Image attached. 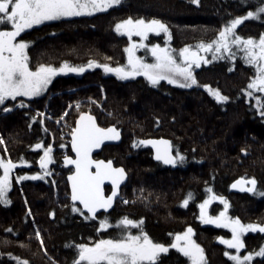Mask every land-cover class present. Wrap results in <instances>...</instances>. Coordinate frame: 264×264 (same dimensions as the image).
Masks as SVG:
<instances>
[{
  "label": "trees",
  "instance_id": "16d2710c",
  "mask_svg": "<svg viewBox=\"0 0 264 264\" xmlns=\"http://www.w3.org/2000/svg\"><path fill=\"white\" fill-rule=\"evenodd\" d=\"M261 4L264 0H200L198 4L191 0H121L105 11L44 22L25 30L19 39L32 42L27 52L33 68L40 63L57 67L63 61L80 66L89 60L112 67L127 65L129 38L117 33L115 25L129 17L163 21L170 33L167 44L174 53L188 46L199 50L209 62L202 60L193 68L199 86L191 88L166 80L153 86L141 75L119 79L114 73L92 67L78 74H57L38 97H18L0 105V137L5 141L0 144V157L16 164L8 190L11 202H0V264H17L15 256L30 264H73L75 245L118 238L122 230L116 226L117 221L124 216L143 221L142 226H132L128 231L135 234L142 228L154 242L169 245L188 217L196 215V203L213 194L226 199L231 213L252 219L254 215V223L264 224V196L230 190L236 178L255 177L258 190L264 191V117L255 98L264 99V93L253 90V96L246 94L255 72L246 63L242 45H232V55L199 47L201 42L217 39L218 32L235 17L255 11ZM234 31L257 40L264 33V15L261 19H245ZM160 36L150 35L145 43L150 45ZM144 52L139 51L141 55ZM205 84L220 89L229 100L217 102L202 87ZM20 100L25 107L19 106ZM4 107L12 110L5 113ZM87 109L100 126L115 125L120 130L121 143L105 146L97 157L122 166L128 177L111 211L100 213V218L107 215L112 225L101 232L96 231L98 219L86 220L72 211L65 179L70 169L60 166L63 151L70 154L67 140L71 129L65 137L61 132L73 126L80 112ZM44 111L50 115L47 119L37 115ZM32 116L37 119L33 121ZM147 137L169 138L172 152L179 150L185 162L167 167L153 159L145 144L133 147V141L138 143ZM38 142L54 147L47 167L56 170L51 178L39 171L38 158L43 149L31 147ZM36 173L44 178L31 179ZM20 174L28 178L17 180ZM105 189L110 191L109 187ZM189 193L191 198L185 205ZM9 228L12 232L6 231ZM37 230L43 248L35 235ZM156 264L185 261L173 248L161 253Z\"/></svg>",
  "mask_w": 264,
  "mask_h": 264
},
{
  "label": "snow or ice",
  "instance_id": "6c2138e0",
  "mask_svg": "<svg viewBox=\"0 0 264 264\" xmlns=\"http://www.w3.org/2000/svg\"><path fill=\"white\" fill-rule=\"evenodd\" d=\"M193 4H198L200 0H191ZM121 0H0V105L6 102L16 101L18 97H38L52 82L53 77L59 73H82L85 68L100 67L106 73H114L119 79H128L143 75L153 86L159 85L160 81L166 80L169 84H175L182 88H191L198 85V81L193 73L192 64L199 67L200 61L208 63L204 57L198 56L196 52H191L188 46L179 50V56L186 63L178 61L176 55L167 46L161 47L159 44L148 45L143 43L148 33L163 32L169 34V28L166 23L159 19L145 20L144 18L133 19L131 17L119 21L115 25L117 33H126L129 38L135 33L143 39L139 43L132 42L125 52L128 54L127 65H118L112 67L108 63L100 64L95 60H89L86 65L73 66L68 61H63L59 67L52 64L40 63L35 68L30 66V58L27 49L32 43L23 38L17 39L34 25H40L45 21L57 20L63 17H74L80 15H91L95 12L105 11L113 5H118ZM264 15V4H261L255 11H247L245 16H237L227 23L222 30L218 32L217 39L210 42H201L199 47L204 51L214 48L217 53L227 52L232 55V45H242L246 57V63L254 66L255 75L247 85V95L253 96V90L264 93V33L259 39L249 36L244 38L234 31L237 25L241 24L247 18L261 19ZM11 26L10 28L8 26ZM137 46L145 48L151 52L155 58L153 63L144 62L142 57L137 56ZM217 57L213 55V59ZM108 59H111L110 57ZM199 86V85H198ZM203 88L207 89L217 102L229 100L227 95H223L218 88H212L205 84ZM258 110L264 117V99L256 96ZM15 106V105H13ZM20 107H25L23 100L19 101ZM79 108V102H77ZM10 107H4L5 113L11 111ZM37 115L44 116V113L38 112ZM37 116H32L35 121ZM43 123V120L40 121ZM31 127V125H29ZM47 131V129H45ZM72 150L75 152V158L64 156L66 164L75 166V171L68 176L71 185L72 211L79 212L84 218L98 219L97 232L107 230L112 225L109 217L103 215L100 218L99 210L107 212L112 208L114 198L118 195L120 184L126 178V170L123 167L114 166L111 159L100 160L92 158L93 149H98L105 141H115L120 139V130L115 126L100 127L96 118L89 112H81L75 122V127L71 132ZM3 137H0V144H4ZM139 144H151L156 149L155 159L165 165L183 164L186 157L177 150L172 152V144L168 140H141L133 141V147ZM36 149H43V155L40 157V166L45 170L46 175L51 173L47 171L48 164L52 161V145L44 146L42 142L32 145ZM64 147V145H60ZM5 151L7 149L5 148ZM246 153V149H241ZM22 163H27L23 161ZM16 164L10 159L0 157V169H3V175L0 176V202L10 203L8 199V190L11 187L10 173ZM27 176H17V180L27 179ZM43 179L40 173H36L31 179ZM111 182V194L105 195L104 183ZM54 183V182H53ZM231 187H240L241 191H247L254 195L264 196V191L258 190V182L255 177H241L234 182ZM209 191H211L209 189ZM191 193L188 194L183 203L187 205ZM217 199L224 203L225 211H221L219 216L212 217L207 214V206L211 199ZM79 202L83 208L77 207ZM128 203L127 200H123ZM201 209L200 219L204 223L222 224L225 228L231 229V239L218 237L220 241L229 248L235 249L236 253L245 248L242 240L244 233L249 231L264 233V224L260 223H242L239 218H233L226 215L228 202L223 196H215L205 199L199 205ZM84 210L88 215H85ZM54 215V213H51ZM143 221H135L128 216H124L117 221V227H120L122 234L118 237L100 238L93 243H80L75 245L77 249L73 264H156L160 259L161 253H167L169 248H175L188 258L189 264H207L205 251L193 238V229L188 227L183 233H176L175 240L169 245L154 242L149 235L141 230L133 234L128 231L132 226L140 227ZM12 232V229H6ZM40 239L41 247H44L43 239L39 230L35 232ZM46 251V250H45ZM11 256V253H8ZM225 256L229 257L234 264H250L254 256L264 257V246L259 250H252L246 255L232 254L225 251ZM17 264H30L27 259H21L19 256L13 257Z\"/></svg>",
  "mask_w": 264,
  "mask_h": 264
},
{
  "label": "flooded vegetation",
  "instance_id": "af4514ba",
  "mask_svg": "<svg viewBox=\"0 0 264 264\" xmlns=\"http://www.w3.org/2000/svg\"><path fill=\"white\" fill-rule=\"evenodd\" d=\"M238 193H247V192H238ZM203 201L204 200L196 203L195 205L196 215L188 217V219L184 222V225L181 228L182 230H180V232L186 230L188 227H191L193 229L192 238L195 241H197L198 244H200L204 249L207 264H234V262L231 261L229 257L224 255L225 251L231 252L232 254H239L243 256L246 255L247 252L249 251H252L254 249L258 251L261 246H264V233H260L259 231L257 232L249 231L247 233H244V235L242 236V240L245 244V248L240 249L239 253H236L235 249L229 248L227 245L223 244L220 241V239H218V237H223L224 239H231L232 236L231 229L223 227L222 224H212V223L202 222V220L200 219L201 209L199 205L203 203ZM209 206H210V213L213 214L211 216L215 217L214 216L215 211L219 210L224 205L215 202L214 204H211ZM229 210H230V205H228L227 208L228 216L233 218H239L240 220H242L243 223H247L246 221L248 219L254 223V220L249 215L246 217L240 213L237 214L231 213ZM184 261L185 264H189L188 258L185 256H184ZM250 264H264V257L254 256Z\"/></svg>",
  "mask_w": 264,
  "mask_h": 264
},
{
  "label": "rangeland",
  "instance_id": "374dc122",
  "mask_svg": "<svg viewBox=\"0 0 264 264\" xmlns=\"http://www.w3.org/2000/svg\"><path fill=\"white\" fill-rule=\"evenodd\" d=\"M95 13H97V12H95ZM95 13H93V14H95ZM80 16H87V14H84V15H80ZM74 17H76V16H74ZM65 18H71V17H63V18H60V19H65ZM73 18V17H72ZM52 21H54V20H52ZM45 22H50V21H45ZM42 24H44V22L42 23ZM41 25V24H40ZM34 26H39V25H34ZM9 28L11 27L10 25L8 26ZM26 30H29V29H26ZM124 35H126L128 38H129V36L126 34V33H123ZM162 35V36H160L161 38L160 39H156L155 37L153 38V40H152V43L150 44V45H148L149 46V48H150V46L152 45V44H159L161 47H165V46H167L170 50H171V48H170V46L167 44V39L169 38V34H165V33H163V32H160V33H155V32H150V33H148V35H147V37L148 36H150V35ZM22 35V34H21ZM17 39H19V37L17 38ZM143 38L142 37H140V36H137L135 33H133V35L131 36V38H129V42H128V44H127V46H126V48L129 46V44L130 43H132V42H136V44L137 45H139V43L141 42V40H142ZM259 39V38H258ZM257 39V40H258ZM159 40V41H158ZM165 40V41H164ZM160 41H162V42H160ZM164 41V42H163ZM143 43L145 44V45H147L146 43H145V39H143ZM142 49H144L145 50V52L141 55L140 53H139V51L140 50H142ZM189 50L191 51V52H196L197 53V55L198 56H201V54H199V50H193V49H191V48H189ZM137 56H139V57H142L143 58V60H144V62H147V63H153L154 62V60H155V58L151 55V52L149 51V50H146L145 48H142V47H139V46H137V48H136V53H135ZM175 55H176V57H177V59H178V61L179 62H181V63H186L184 60H183V58L182 57H180L179 56V52L177 53V52H175L174 53ZM126 58H127V60H128V54L126 53ZM195 64H192V70H193V68H195ZM252 66V65H251ZM57 67H59V66H57ZM87 68V67H86ZM85 68V69H86ZM253 68H254V66H253ZM254 72H255V68H254ZM69 73H75V72H69ZM59 74H68V73H59ZM76 74H78V73H76ZM57 76V75H56ZM141 76H143V75H141ZM144 77V76H143ZM129 78H131V77H129ZM43 94V93H42ZM24 99L26 98V99H30V98H28V97H23ZM32 98H34V97H32ZM77 107V106H76ZM84 111H89L88 109L87 110H84ZM42 113H44V116H42V118L44 119V118H48L50 115H47L46 113H45V111L44 112H42ZM55 123H56V125H58L59 124V121H55ZM74 124V123H73ZM67 126V125H66ZM74 128V125L72 126V125H68L67 126V130L66 131H64V132H61V136L62 137H65L64 136V134H66L67 133V131H69L70 129H71V131H72V129ZM71 133V132H70ZM70 133H69V136H70ZM70 139H68L67 141H69ZM51 144V143H50ZM52 145V144H51ZM52 148L54 149V147L52 146ZM43 155V152L40 154V156H39V158H38V166H39V171L43 174V175H46L45 174V170L44 169H42L41 168V166H40V157ZM65 155H68L67 154V152L66 151H63V153H62V156H61V158L62 157H64ZM70 155V154H69ZM64 166L63 165V162H62V159H61V163H60V166ZM48 166H49V164H48ZM70 169V168H69ZM48 172H50L51 174L50 175H46L47 177H49V178H51V176H52V174L53 173H55L56 172V170L54 169V168H49L48 170H47ZM14 172H15V170H14V168L12 169V171H11V173H10V177L14 174ZM71 172V169H70V171H69V173ZM1 175L0 176H2L3 175V170H1ZM40 173V174H41ZM18 176H25L24 174H20V175H18ZM206 199H208V198H206ZM205 200V199H204ZM218 203V204H223L224 205V203L223 202H221L220 200H217V199H211L210 200V203L208 204V206H207V214L209 215V216H211V215H213V214H211L210 213V206L209 205H211V204H214V203ZM219 209V208H218ZM221 211H225V207L223 206V207H221L219 210H217V211H215V214H214V216L216 217V216H219V214H220V212ZM227 210H226V215H227ZM228 216V215H227ZM251 216H253V220H254V215H251ZM230 217V216H229ZM241 222H242V220H240ZM203 222V221H202ZM247 223H253L251 220H247L246 221ZM243 223V222H242ZM260 224H263V223H260ZM136 227V226H135ZM137 228V227H136ZM185 230H183L182 232H180V233H183ZM136 233H138V232H136ZM177 233V232H176ZM175 233V234H176ZM175 234L173 235V237H172V242H174V240H175ZM197 242V241H196ZM198 243V242H197ZM202 247V246H201ZM169 249H173V248H169ZM175 249V248H174ZM175 250H177V249H175ZM178 251V250H177ZM181 253V252H180ZM182 254V253H181ZM183 255V254H182ZM189 263V262H188Z\"/></svg>",
  "mask_w": 264,
  "mask_h": 264
},
{
  "label": "water",
  "instance_id": "95a60500",
  "mask_svg": "<svg viewBox=\"0 0 264 264\" xmlns=\"http://www.w3.org/2000/svg\"><path fill=\"white\" fill-rule=\"evenodd\" d=\"M81 112H88V111H81ZM81 112H80V113H81ZM89 113H90V112H89ZM90 114L93 115V116L95 117L94 114H92V113H90ZM79 115H80V114H79ZM79 115L76 117V119H75V121H74V124H73L74 127H75V122H76V120L79 118ZM95 118H96V117H95ZM96 122H97V120H96ZM99 126H100V125H99ZM110 126H111V125H110ZM100 127H102V126H100ZM103 127L106 128V127H109V126H103ZM71 132H72V131H71ZM149 139H151V140H161V139H163V140H168V141H170L169 138L167 139V138H165V137H157V138L147 137V139H144V140H149ZM121 140H122V136H121V134H120V139H119V140H115V141H105V142L101 145L100 148H98V149H93V151H92V158H93V159H100V160H108V159H105V158L103 159L102 157H97V155H98V154L104 149L105 146H114V145H118V144L121 143ZM71 141H72V136H71V133H70V141H69L70 155H67V156H71V157L75 158V152L72 150V144H71ZM145 146H148V147H149V149L151 150V152H152V154H153V158L155 159V156H156V149H155L151 144H147V145H145ZM173 154H174V153H173ZM155 160H156V159H155ZM62 162H63V165H64L65 167L71 169V172L68 173V174L65 176V179H66V181H67V185H68V190H69V200L71 201V195H70V193H71V185H70V182L68 181V176H69L72 172L75 171V166H74V165H71V164H66L65 161H64V157H62ZM113 164H114V163H113ZM114 166L122 167V166L117 165V164H115ZM166 166H169V167H170V165H166ZM126 173H127V172H126ZM127 178H128V177H127V175H126L125 180H123V181L121 182L120 187H119V190H118V195H117V197H118L119 194H120L121 187L127 182ZM239 179H240V178H236V179H235L234 181H232L231 183L233 184L234 182H236V181L239 180ZM232 184H231V185H232ZM105 187H109L110 191H109L108 193L106 192ZM230 190H231L232 192H234V193H236V192H247V191H241L240 187H237V188H233V187H231ZM104 192H105V195H110V194H111V182H110V181H105V183H104ZM117 197L114 198L112 208L114 207V205H115V203H116V201H117ZM71 203H73V202L71 201ZM76 204H78V205L80 206V208H83V206H82L81 204H79V202H76ZM112 208L108 209L107 212H105V211L102 210V209L99 210V212H100V213H105V214H107L108 212L111 211ZM84 212L87 213L86 210H84ZM87 214H88V213H87Z\"/></svg>",
  "mask_w": 264,
  "mask_h": 264
}]
</instances>
